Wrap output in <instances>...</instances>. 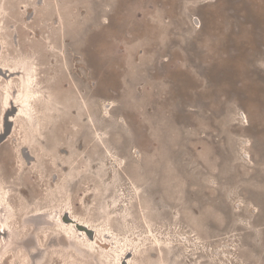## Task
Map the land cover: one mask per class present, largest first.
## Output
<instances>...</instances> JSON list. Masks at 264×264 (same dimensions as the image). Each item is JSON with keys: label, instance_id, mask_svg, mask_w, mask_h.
Segmentation results:
<instances>
[{"label": "rangeland", "instance_id": "rangeland-1", "mask_svg": "<svg viewBox=\"0 0 264 264\" xmlns=\"http://www.w3.org/2000/svg\"><path fill=\"white\" fill-rule=\"evenodd\" d=\"M34 1V13L32 9L23 11V7L11 11L10 42L16 45L25 38L22 46L34 48L35 55L47 67L42 68L43 76L51 81L58 77L68 96L74 93L81 96L97 126L103 128L107 122L105 131H110L107 134L119 139L108 145L109 153L104 149L97 151L93 161L83 150L80 154L83 172L98 174L107 162L110 184L114 183L116 194L123 195L125 190L131 196V204L141 191L142 204L149 211L147 219L154 221L155 233L178 242L175 257L179 264H217L209 255L218 252L224 255L223 264L261 261L264 258V0H59L56 10L55 0H48L46 6L42 0ZM6 10H0L4 19ZM58 15L67 30L62 41L56 31ZM43 39L58 49L62 60L45 57L48 49L41 45ZM62 68L65 71H60ZM109 102L113 103L104 114ZM2 109L0 101L1 112ZM112 120L123 130L112 125ZM71 127L69 124L68 128ZM17 134L0 143V172L8 179L11 170L17 167L20 172L15 178L17 185L29 186L35 190L33 195L38 194L34 198L26 190L25 195L18 196L16 188L18 200H24L20 209L40 208L49 221L46 224L32 221L29 231L23 229V233L30 234L38 226L35 231L38 237L46 229L42 233L40 259L31 263L28 251L33 246L26 245L25 250L20 247L13 255L5 256L3 262L14 264L17 258L22 264H59L61 256L56 254L61 252L56 249L60 231L54 222L62 208L48 207L50 202L45 200L50 193L46 185L53 173L46 160L43 163L30 160L27 164L21 160ZM95 161L99 165L102 162L104 167L90 168L89 162ZM124 162L129 167L125 169H131L123 170L121 182L117 170ZM137 177L139 180L135 181ZM87 183L84 178L78 181L85 187ZM153 184L159 185L160 192ZM69 189L72 200L69 208L64 207L67 211L80 214L84 207L89 210L95 203L91 198L83 203L85 192L78 187L70 184ZM38 190H42L41 195ZM53 203L54 200L50 204ZM56 213L58 217L54 216ZM203 213H207V221L203 220ZM101 217L103 214L98 219ZM132 228L136 230L132 225H119L117 230L127 234ZM137 230L140 233L144 229ZM190 243L186 254L179 246ZM149 244L155 248L154 243ZM108 252V256L100 254L93 259L84 252L81 262L72 263L116 264L117 255L113 250Z\"/></svg>", "mask_w": 264, "mask_h": 264}, {"label": "bare ground", "instance_id": "bare-ground-1", "mask_svg": "<svg viewBox=\"0 0 264 264\" xmlns=\"http://www.w3.org/2000/svg\"><path fill=\"white\" fill-rule=\"evenodd\" d=\"M42 1L44 2V6L48 4V0ZM59 2V0L54 1V10H56V7H58ZM34 6V0H0V10L7 9L5 13L6 20L2 17V14H0V70L3 71V73L0 72V101H2L3 103L2 112L0 111V143L8 141L9 138L13 137V135L15 137V134L19 133L17 142V149L19 152L18 155L21 157V160H24V163L26 162L27 164L30 160L36 163L37 161H41L42 163L43 160L48 161L47 164H49L50 166L53 177L48 180V185H46L48 186L47 188H50V193L48 192L49 194H47L48 196H46L45 200H49L50 203L52 202V200H54L55 202V204L53 203L54 205H51L50 203L47 204L48 207H54L53 209L55 210H59L62 208L58 213L59 218H56V222H54L55 226L60 231V241L58 242L59 248L56 249L58 250V252H61L60 254H56V256H61V258L58 259L59 264H74L72 262H81L84 252L91 256L92 259L96 258L100 254H106L105 256H108L109 250H113L117 255V261H115L116 264H179L178 259L175 257L178 242H176L171 237L163 238L156 234L157 232L155 233L156 226H153V220L151 222L150 219H147V212L149 211H147L148 209L144 210L145 208L142 204L143 201L141 200V191L138 192L137 197L135 196L136 198L133 202H131V204H129L131 196H129L128 192L127 194L124 190L123 193H121L123 195L116 194L115 192L118 191L115 190L116 187L114 186V183L110 184L111 170L109 169L107 162H104L105 167L103 166L104 164L101 165V162L100 165L104 168H102V170L99 169L98 174L83 172L81 168L83 157L80 156L83 150L92 158L97 151L100 152V150L102 149H104L106 152L110 151L111 147L109 146V148L108 145L116 144L117 140L119 141V139L116 140V138H114L113 136L108 135L110 131H105V129L107 130L108 127L107 122L105 127L103 128L97 126L95 117L90 113L88 108H86V101L81 96L76 93L70 94L68 96L65 93V89H63L59 84L60 80L58 81V77L51 81L48 79V77L46 78L43 76L42 71L44 70H42V68L47 67L46 65H43L42 60L39 59L37 55H35L36 50L34 48L22 46V44L26 42L25 38L23 42L21 41V43H18L16 45H13V43H11V36L13 35V25L8 24L11 11H20V8L23 7V11L25 9L30 12L32 9L33 12L35 11V9L33 10ZM58 16L59 23L57 22L58 25L56 26V31L59 33L58 40L62 41V39H64V35L67 34V30L64 29V21L62 19V16ZM26 18H29V16H25V19ZM42 41L43 42L41 45L48 49V55L45 57H52L53 59L58 57L60 60L63 59L62 54L58 52V49H56L55 46L50 47L49 44H46L45 39H43ZM61 70L64 69L62 68L60 69V71ZM60 71H58L57 74H59ZM112 103L113 102H109L106 104L104 114L109 111L107 110V106L111 105ZM112 122L113 124L109 122V125L112 124L115 127L117 126L119 129L123 130L120 125L115 124L113 120ZM69 124H72L71 129L68 128ZM63 127L65 128L63 129ZM3 128L4 132H2ZM104 133H108V136L102 135ZM18 152H16V154ZM61 152H64V154L61 155ZM155 159L157 160V158ZM93 160L94 157L91 161ZM97 161H95V163L89 162L90 168H95L97 165H99V162ZM159 161L160 160H158L157 162ZM126 165V162H124L122 166L118 167L117 171L120 181L123 179V170L129 168L126 167ZM146 165L147 167L149 166L148 164ZM166 165L167 164H165V166ZM168 166L170 167V165ZM25 167H27V165H25ZM58 167H60L59 170ZM115 167L116 165L114 164L113 168ZM41 171L42 169L40 170V173ZM19 174L20 172L17 167L11 170V172L9 173L10 178L8 179H5L0 172V253L3 252V249L5 252L1 253L0 264H7L6 262H3L5 256L6 258H8L9 255H13L18 248L22 247V249H24V246L26 245L33 246L30 251H28L31 258V263H34L42 256L43 249L42 245L40 244H42L43 242L42 233H45L46 229L42 231L39 237L35 236V231L37 228H39L38 226H35V230H33V232L30 234H28L27 231L23 233V229L29 231V229L31 228L30 224H32L30 222L32 221H37L39 223L43 222L44 224H46L49 220L48 218L43 217V215H45V212L39 210L40 208H35L34 210H39L35 212H33L34 210L32 209L23 210L24 206L22 207V209H20V205L24 202V200H18L17 196L15 195L16 188L18 189V196L25 195V193L27 192L26 190H29L30 194L33 195L35 190L33 188H30L28 185V187H25L23 185L18 186V181H15V178H17ZM145 177L146 176H144V178ZM151 177L147 176V178ZM82 178L87 179L88 183L85 184L86 187L84 185L81 186L83 182L80 185L78 184V181ZM70 180L72 181L71 183ZM138 180L139 179L137 177V180L135 181ZM70 184L78 187L83 192H85V197L82 201L83 203H85L86 200L90 198L92 199V201L95 200V203L91 207H88L89 210H86V207L83 208V212H81L82 215L81 213L78 214L77 212H75L78 214L77 215L74 212L67 211L66 208H64L66 206L69 208L70 198L72 200V196L70 195L71 189H69ZM92 186L93 188L91 189ZM148 186L151 185L149 184ZM158 186L157 184H153L152 187L157 189V191L159 190L160 192ZM139 187V185H135L136 189H139ZM38 191V193H40L41 195L42 190ZM44 191H46V189ZM80 195H82V193H80ZM37 196L38 194L33 195L34 198ZM111 197L112 200H109V198ZM147 200V203H149V198ZM101 201L103 202V204H101ZM110 201H113L114 203L112 206ZM76 203L78 202L76 201ZM130 208L132 210L131 213ZM62 210L64 212H62ZM101 214H103V217L98 219V216L100 217ZM54 216L56 217L57 213ZM81 216H85L86 219ZM202 216L203 220L207 221V213H203ZM23 217L25 220L22 221ZM157 220L158 218L156 219V221ZM119 225H132V227H135L136 230L132 228L130 229V231H127L128 233L125 232L127 234L120 233V231L117 230V227ZM141 228H143L144 230H140L139 233L137 229ZM206 232L208 234V231ZM205 237L206 236H204V238ZM108 239L110 240L109 243ZM198 239L199 237L197 236L196 241ZM37 240H39L40 243H37ZM189 241L194 243V240H192V238H189ZM51 242L52 241L50 239L48 241V245H51ZM148 243H154L155 248H151L152 244L147 245ZM249 243L250 242H248L247 244ZM113 244H116L115 248L113 247ZM190 246H192L191 243L188 245L184 244L179 247H181L182 250L186 252V249ZM249 248L252 249L251 247ZM254 249L255 248H253V253H255ZM208 250L209 249L207 247V253ZM127 251L129 252L127 253ZM124 252V259L126 261L123 260ZM189 252L191 251L189 250ZM258 253L260 254V252ZM186 254L188 253L186 252ZM209 256L213 257L217 261V264L224 263V255H222V257L219 252L218 254L211 253V255ZM16 260L17 261L14 264H22V262H19V259L16 258ZM111 263L113 264V262ZM255 263L264 264V258L261 261H257Z\"/></svg>", "mask_w": 264, "mask_h": 264}, {"label": "water", "instance_id": "water-1", "mask_svg": "<svg viewBox=\"0 0 264 264\" xmlns=\"http://www.w3.org/2000/svg\"><path fill=\"white\" fill-rule=\"evenodd\" d=\"M0 72L3 73V71H1V70H0ZM8 118H9V117H8ZM2 130H3L2 132H4V128H3ZM127 250H128V249H127ZM128 252H129V251H127V253H128ZM124 255H125V252L123 253V260H125V259H124ZM125 261H126V260H125Z\"/></svg>", "mask_w": 264, "mask_h": 264}]
</instances>
